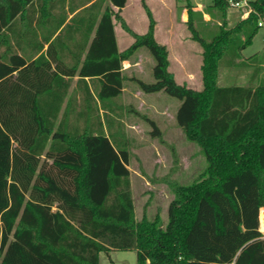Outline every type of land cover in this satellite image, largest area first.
<instances>
[{"label": "trees", "instance_id": "1", "mask_svg": "<svg viewBox=\"0 0 264 264\" xmlns=\"http://www.w3.org/2000/svg\"><path fill=\"white\" fill-rule=\"evenodd\" d=\"M127 1L0 0V264H100L112 250H135L137 264H264V84L218 83L252 44L264 0L229 29L228 1L212 0L209 14L224 23L211 41L190 17L203 48L200 91L170 72L144 0L148 31H131ZM116 22L135 38L124 52ZM141 47L154 82H136L181 101L177 124L208 163L175 188L166 224L137 220L128 168L122 64Z\"/></svg>", "mask_w": 264, "mask_h": 264}, {"label": "rangeland", "instance_id": "2", "mask_svg": "<svg viewBox=\"0 0 264 264\" xmlns=\"http://www.w3.org/2000/svg\"><path fill=\"white\" fill-rule=\"evenodd\" d=\"M165 1L163 8L153 7V13L144 0L155 22L154 33L158 27L156 40L161 44L166 43L169 70L174 74L177 83L200 91L203 89V48L192 38L190 17L193 27L207 41H211L218 34L224 22L218 14L215 13V17L209 14L212 0H198L202 4V10H197L194 6L191 13L186 8L188 0ZM140 3L141 6L133 3V0L130 2L126 11L130 24L125 21L137 35L145 34L150 23L144 3ZM241 19H245L243 12L229 7L226 28L233 27ZM115 24L121 41L135 39L119 22ZM141 28L145 33H141ZM166 28L171 31L168 29L166 33ZM150 55L147 48L141 47L123 65L127 76L122 97L126 110L122 121L130 152L128 168L131 171L136 218L154 220L158 216L161 223L166 224L168 207L175 197V188L191 185L198 180L207 169L208 163L201 147L189 140L177 124L176 115L181 101L163 92L144 93L136 82H154L152 65L155 61H151ZM218 83L221 86L253 87L264 84V28L257 31L252 44L242 51L237 64L223 65L219 69ZM148 119L158 126L159 136L152 134ZM260 220L264 235V207L261 208ZM100 264H137V252H103L100 254Z\"/></svg>", "mask_w": 264, "mask_h": 264}, {"label": "crops", "instance_id": "3", "mask_svg": "<svg viewBox=\"0 0 264 264\" xmlns=\"http://www.w3.org/2000/svg\"><path fill=\"white\" fill-rule=\"evenodd\" d=\"M132 0H128L127 1V4H126V6L122 9V11H121V15H122V17L125 19V21L127 22V24H130V21H129V19H128V17H126V11H127V9H128V7L130 6V2H131ZM140 1H142V0H133V3H137V4H139V6H141V3H140ZM192 2H193V4H194V6H196V8L195 9H197V10H202V4H200V3H198V0H192ZM146 3H147V5L151 8V10H152V12L154 13V9H153V7H158V6H160L161 8H163V5L166 3V1L165 0H146ZM136 4V5H137ZM135 5V4H134ZM114 8V10L115 11H117L118 9L117 8H115V7H113ZM73 16V14H70V18ZM149 27V26H148ZM157 29H158V27H156V33H155V36H156V39L158 40V33H157ZM168 29L170 30V28H166V33H167V31H168ZM141 30V33L143 34V33H145L144 32V29H140ZM139 30V31H140ZM148 31V28H147V30H146V32ZM171 31V30H170ZM115 34H116V39H117V45H118V49H119V51L120 52H124L127 48H129L133 43H134V40L133 39H131L130 38V40L129 41H121L120 40V38H119V34L117 33V28H116V24H115ZM163 45H166V43H164ZM47 48V46L45 47V49ZM149 54V53H148ZM151 56V61L152 62H154L155 60H154V58H153V56L152 55H150ZM125 63H127V60H125V61H123V64L122 65H124ZM129 64H130V62H128ZM154 65H155V62L153 63V65H152V69L154 68ZM134 66V65H133ZM122 72H123V75H124V77H125V80H126V70L124 69V67L122 68ZM131 79H133V76H131L130 77ZM79 79V77L78 76H75L74 77V79H73V83H72V87H71V90L70 91H72L74 88H75V86H76V83H77V80ZM86 80H87V82L89 83V85H90V80L91 79H89V78H86ZM90 88H91V90L93 91V89H92V87L90 86ZM125 90V81H124V89H123V91Z\"/></svg>", "mask_w": 264, "mask_h": 264}, {"label": "built area", "instance_id": "4", "mask_svg": "<svg viewBox=\"0 0 264 264\" xmlns=\"http://www.w3.org/2000/svg\"><path fill=\"white\" fill-rule=\"evenodd\" d=\"M229 7L242 11L243 12V17L246 19L249 14L252 11V8L250 6V1L251 0H227ZM259 27L264 28V17H262L259 21ZM261 213V211H260Z\"/></svg>", "mask_w": 264, "mask_h": 264}]
</instances>
